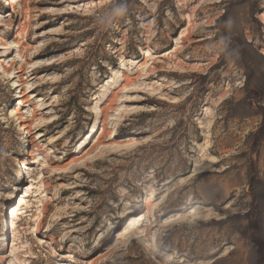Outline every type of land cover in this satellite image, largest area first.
Returning <instances> with one entry per match:
<instances>
[{"label":"rangeland","instance_id":"1","mask_svg":"<svg viewBox=\"0 0 264 264\" xmlns=\"http://www.w3.org/2000/svg\"><path fill=\"white\" fill-rule=\"evenodd\" d=\"M5 2L0 264H264V0ZM14 81L34 87L24 105ZM37 179L11 255L10 195ZM139 213L147 236L118 240Z\"/></svg>","mask_w":264,"mask_h":264},{"label":"bare ground","instance_id":"2","mask_svg":"<svg viewBox=\"0 0 264 264\" xmlns=\"http://www.w3.org/2000/svg\"><path fill=\"white\" fill-rule=\"evenodd\" d=\"M19 4V7L21 8V13L24 15V16H26V13H27V10H28V7L25 5V0H7V2H5V4H7V5H9L10 6V8H11V10L12 11H14L15 10V4ZM9 15H11L10 14V9L9 10H7L6 11V13H1L0 12V18L1 17H7V16H9ZM261 21L262 22H264V13H262L261 14ZM23 27H25V26H23ZM20 28V25L19 24H17V25H10V27H9V32H14V31H16L17 29H19ZM27 30H26V27L23 29V31H22V35L23 36H27ZM182 36L183 35H181L180 36V38H182ZM17 37V35L15 36V38ZM192 40V39H191ZM199 41V40H198ZM182 41H178V40H175V45H178L179 43H181ZM11 44L13 45V46H16L17 47V50L19 51V46H20V44L17 42V41H14V40H12L11 41ZM178 47H179V45H178ZM2 48H7V46H5V47H2ZM23 48L26 50L28 47H27V45H24L23 46ZM177 47L175 46L174 47V49L172 50H169L166 54L168 55V54H170V56H168L169 58H171L176 52H177ZM152 52H155V50H152V51H149L148 49H143V55L145 56V57H148V56H150L151 55V53ZM3 56H5V54L4 53H2V54H0V57H3ZM157 56L158 57H161L162 55L161 54H157ZM178 57V56H177ZM135 62V61H134ZM153 62V61H152ZM121 64L123 65V60H121ZM175 66V68H178V70H179V74H183L184 72H186L185 71V68L184 67H181V66H179V65H177V64H175L174 65ZM0 67H2V63L0 62ZM154 68H156V70H158V71H162L163 70V68H161L160 66L158 67V66H155ZM3 69H4V71H6V69L3 67ZM7 72V71H6ZM17 77L19 78V79H21V75H17ZM19 81V80H18ZM18 81H14L13 82V84H14V86H15V88H17V90H18V88H19V86L20 85H22V84H26L25 86H26V89L24 90V91H19V93L20 94H17L16 96H17V100H19V104H21V105H24L25 103H26V101L28 100V98H24L23 96H24V94H26V93H31L32 92V90H33V88L34 87H31L27 82L26 83H24V82H20V83H18ZM155 82V81H154ZM106 94H103V95H101V98H100V100H99V102L97 103V105H95V107L93 108V111H92V113H93V116H94V119H95V122H94V124L92 125V127H91V129H90V131L88 132V133H85V134H88L87 136H86V138L83 140V142H82V146L80 145V147H78L79 149H81V148H83L84 146H86V145H88L91 141H92V139H93V137H94V135L98 132V130H99V127L98 128H96L97 126H99V124L101 125V122L99 121V116L100 115H102L103 114V107H102V105L105 103V101H106ZM161 98L162 99H165V97L164 96H161ZM206 110H208L207 108H206ZM10 117H12V118H16L20 123H21V125L25 128V129H27V130H25L24 129V133H25V135L27 136V135H31L32 134V132L29 130L30 128H31V122L32 121H29V120H26L25 119V117H23L21 114H20V111L17 109V108H14V109H11L10 110ZM50 121H52V120H50ZM200 123V122H199ZM212 125V123H211V121H209L208 122V126H211ZM202 126V125H201ZM104 132V128H103V125H102V128H101V132H100V134H102ZM84 134V135H85ZM99 134V135H100ZM83 135V136H84ZM99 135H97V137H99ZM35 140V139H34ZM126 140H128L129 141V143L130 144H132L133 143V141H136V137H134V136H129V137H127V139ZM32 142H33V140L32 141H30V143L32 144ZM93 146V145H92ZM97 147V146H96ZM85 148H87V147H85ZM79 149L77 150V151H79ZM93 149H95V148H93V147H89V148H87L86 149V151H85V153L86 154H90V151H92ZM82 150V149H81ZM80 150V151H81ZM85 150V149H84ZM31 154H35V152L33 151ZM84 154V153H83ZM39 156V155H38ZM84 156H85V154H84ZM83 156V157H84ZM82 157V158H83ZM79 159H81L80 157L79 158H77L76 157V159L74 160V161H77V160H79ZM39 160H40V157H39ZM215 162H217V161H212V163H215ZM39 179H37V181H31V183L29 184V186H28V188L24 191V195L22 196V197H20L19 199H17V196H15L14 197V193L12 192L11 193V195H10V201H12V202H15L16 200H17V205L16 206H14V207H12V206H10V207H8L7 208V210H6V212H8V213H6V214H9V219L10 220H8V216H6L4 219H3V222H2V227L4 228V229H6L7 228V230H8V226H9V228H10V232H11V236L13 237V241H11L10 242V245H9V248H10V254L11 255H13V254H15V250L17 249V243L14 241L15 240V238H17V236L18 235H20V230H19V224H18V222H20L21 220H22V218L23 217H26V215H28V211L30 210V208H31V205H30V198L31 197H33V196H36L35 195V193H34V191L36 190V187L38 186V181ZM41 185V184H40ZM147 210H148V212L147 213H150V206H151V204H150V201H149V199L147 200ZM38 213H39V215H38V220L40 221L41 220V215H42V213H41V209H42V207L44 206V202L42 201V200H40L39 201V203H38ZM151 211H153V210H151ZM191 213H193V215H194V218L195 219H198V218H202L201 216H203V218H208L210 215H211V213H208V214H206V215H200L196 210H192L191 211ZM178 214L179 213H177V212H172L169 216H168V218H167V222H170V221H174V220H176L177 218H178ZM192 215V216H193ZM222 218V217H221ZM127 220H129V222L127 223V225H125L124 227H122V229H121V231L117 234V236H116V238L118 239V240H121V239H124V238H131L132 236L134 237V238H142L144 235L145 236H147V231L145 230V228H142V225H143V222H144V215H142L141 213H139V214H137V215H133V216H130V217H127L126 218V220H125V223L127 222ZM124 223V224H125ZM22 228V227H21ZM20 228V229H21ZM18 242V241H17ZM166 262H170V261H173V258L171 257V255H168V257L166 258V260H165ZM211 262H214V260L213 261H211ZM167 264V263H166Z\"/></svg>","mask_w":264,"mask_h":264},{"label":"trees","instance_id":"3","mask_svg":"<svg viewBox=\"0 0 264 264\" xmlns=\"http://www.w3.org/2000/svg\"><path fill=\"white\" fill-rule=\"evenodd\" d=\"M4 6H5V5H4ZM3 8L7 9V6H6V7H3Z\"/></svg>","mask_w":264,"mask_h":264}]
</instances>
